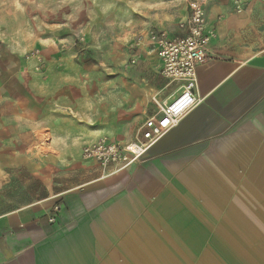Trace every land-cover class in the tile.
<instances>
[{"label":"crops","instance_id":"0c3cea01","mask_svg":"<svg viewBox=\"0 0 264 264\" xmlns=\"http://www.w3.org/2000/svg\"><path fill=\"white\" fill-rule=\"evenodd\" d=\"M189 1L174 29L158 31L182 35ZM240 1L241 14L234 0L206 5L214 36L197 68L199 103L114 174L82 151L77 162L63 163L64 137L78 124L63 116L58 85L67 79L48 82L43 51L42 65L27 53L22 67L2 68L10 77L0 73V188L9 171L24 169L45 195L0 213V264H264V0ZM148 36L136 49L157 61L161 76ZM173 85L169 95L168 86L127 88L153 108L142 126L178 95ZM41 137L50 139L46 146ZM102 137L134 141H96Z\"/></svg>","mask_w":264,"mask_h":264},{"label":"rangeland","instance_id":"374dc122","mask_svg":"<svg viewBox=\"0 0 264 264\" xmlns=\"http://www.w3.org/2000/svg\"><path fill=\"white\" fill-rule=\"evenodd\" d=\"M185 3L186 0H0L1 76L8 79L10 72L2 68L16 64L22 67L24 56L40 49L51 70L48 82H52L49 78L67 79V85H58L62 90L57 97L63 100V116L74 118L78 127L76 134L64 137L68 151L63 155L64 164L77 162L83 147L101 135L117 141L140 137L142 122L153 108L132 98L127 88L136 85L150 91V85L168 86L165 95H169L174 85L161 78L157 61L147 60V54L136 47H143L152 31L174 29ZM138 4L175 7L156 8L144 15L143 10L132 7ZM127 24L136 27L137 35L124 43L119 26ZM85 29L88 31L81 38L78 33ZM34 36L39 43H30ZM6 39L10 43H5ZM134 58L138 64H131ZM135 68L136 74L131 72ZM69 89H76V96L69 94ZM40 140L43 146L50 141L44 137ZM44 195L37 176L24 169L11 170L7 183L0 188V213L33 203Z\"/></svg>","mask_w":264,"mask_h":264},{"label":"built area","instance_id":"2783aa9c","mask_svg":"<svg viewBox=\"0 0 264 264\" xmlns=\"http://www.w3.org/2000/svg\"><path fill=\"white\" fill-rule=\"evenodd\" d=\"M209 0H190L189 13L179 24L183 32L179 36H170L166 31H152L148 39L152 50L161 61V76L171 83L179 85L178 95L170 102L158 104V110L143 124L140 137L121 145L102 137L98 141L86 145L82 150L85 161L97 163L103 169L112 168V174L120 167L136 162L161 139L170 129L189 113L198 103L195 89L197 87V68L207 59L208 45L214 34L207 32L206 5ZM235 11L244 12L240 0H234ZM83 40V39H82ZM27 59H35L42 65L41 51L36 49L26 55ZM136 59L131 64H136ZM40 69V66L37 67ZM54 213L59 207H54ZM49 221L56 222L55 216Z\"/></svg>","mask_w":264,"mask_h":264},{"label":"clouds","instance_id":"9594fccd","mask_svg":"<svg viewBox=\"0 0 264 264\" xmlns=\"http://www.w3.org/2000/svg\"><path fill=\"white\" fill-rule=\"evenodd\" d=\"M132 7H134L137 10H143V14L144 15H148L149 12L153 11L156 8L175 7V5L138 4V5H133ZM109 27L110 28L116 27V25H109ZM119 27H121L123 29V35L120 37V39L124 43H127V42L131 41L137 35V33L135 32V28L136 27L131 25V24L120 25ZM87 31L88 30L85 29L81 33H78V35L81 38H83V36L86 34ZM140 34H144V33H140ZM39 42H40L39 39L34 36L30 43L34 44V43H39ZM5 43H10V41H8L6 39Z\"/></svg>","mask_w":264,"mask_h":264}]
</instances>
